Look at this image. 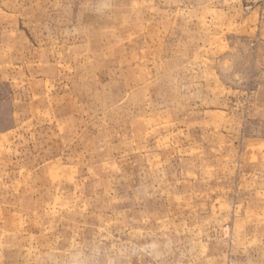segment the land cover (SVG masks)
<instances>
[{"label":"rangeland","instance_id":"obj_1","mask_svg":"<svg viewBox=\"0 0 264 264\" xmlns=\"http://www.w3.org/2000/svg\"><path fill=\"white\" fill-rule=\"evenodd\" d=\"M0 264H264V0H0Z\"/></svg>","mask_w":264,"mask_h":264}]
</instances>
